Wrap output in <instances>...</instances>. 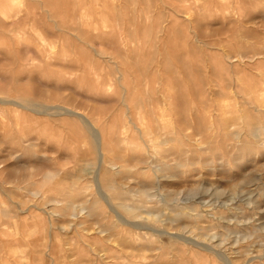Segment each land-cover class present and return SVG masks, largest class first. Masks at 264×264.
<instances>
[{
  "label": "rangeland",
  "instance_id": "rangeland-1",
  "mask_svg": "<svg viewBox=\"0 0 264 264\" xmlns=\"http://www.w3.org/2000/svg\"><path fill=\"white\" fill-rule=\"evenodd\" d=\"M0 99L70 107L114 151L95 173L87 121L0 106V264H264V0H0Z\"/></svg>",
  "mask_w": 264,
  "mask_h": 264
},
{
  "label": "bare ground",
  "instance_id": "bare-ground-1",
  "mask_svg": "<svg viewBox=\"0 0 264 264\" xmlns=\"http://www.w3.org/2000/svg\"><path fill=\"white\" fill-rule=\"evenodd\" d=\"M14 31V30H13ZM15 31H17V30H15ZM14 31V32H15ZM139 46V45H138ZM45 52V51H44ZM225 53V52H224ZM142 77H144V76H142ZM146 79V78H145ZM145 79H144V81H145ZM153 80V79H152ZM238 80V79H237ZM148 81V79H146V82ZM158 80H156L155 82H157ZM154 82V83H155ZM152 83V82H151ZM153 83V84H154ZM160 83V82H159ZM159 83H158V85H159ZM178 83V82H177ZM144 84V83H143ZM143 84H142V86H143ZM149 83L147 82V84H146V90L144 91V93H143V95H145L146 96V101H144L145 103H146V105L147 106H149V109L147 108V106L146 105H143V103H142V101H138L140 104H141V109H142V105H143V107L144 106H146V108L148 109V111H150V113L151 114H153V116H154V118H153V120H155V123H156V129H155V131H154V129H152V130H150L149 132H148V134L147 135H145V137H148L149 138V143H150V145H151V147H149L148 148V146L146 147V149H148V151L149 150H152V152L154 153V154H156V155H158L159 156V158H165L164 157V153H163V150H162V145L163 144H166L165 143V141L168 139L166 136H164V135H162V130H163V127H162V125H161V121L163 120V117H162V114H161V111L162 110H160V101L162 100V98L163 97H165V96H163L162 98L160 97V98H158L157 96H156V94H155V92H156V90H154L155 92H153L151 89H150V85H148ZM161 84V83H160ZM179 84V83H178ZM157 85V84H156ZM153 85H151V87H152ZM156 88V87H155ZM160 88V87H159ZM162 88V87H161ZM160 88V89H161ZM157 89V88H156ZM160 92H162L161 90H159ZM158 91V92H159ZM145 92H147V93H145ZM157 92V93H158ZM123 93H124V91H123ZM126 93V92H125ZM165 95V93H162V95ZM162 95H160V96H162ZM144 96V97H145ZM143 97V96H142ZM183 98V97H182ZM123 99V98H122ZM164 99V98H163ZM184 101V100H183ZM256 102H257V100H256ZM144 103V104H145ZM28 104V106H26V105H24V104H22V103H20L19 101H16L15 99H9V100H5V99H0V106L2 107V106H7L8 107V109H9V112H10V115H13V116H15V119H16V121L18 122L19 121V119H20V110L21 109H29L30 110V113H34L35 115H37V116H44V117H61V116H67V117H71V118H76V119H81V120H85V121H87V123L84 125V127H85V132L87 133V134H89V135H91V137L93 138V140H94V142H95V146H94V149H95V151H96V153L98 154V167L96 168V170H95V173H102L103 172V169L108 173V170H109V167L107 166H105V156H106V154L107 153H111V152H114L113 151V149L111 150V148H110V146L107 144V141H105L104 139H105V135L102 133V131L100 130V127L98 128L95 124H92L89 120H87L82 114H80V112H76V111H74V110H72V109H70V107L68 108V107H65L64 105H55V106H47V105H44V104H36L35 102H33V101H29V103H27ZM162 105H163V102L161 103ZM139 105V104H138ZM161 105V106H162ZM185 106V105H184ZM137 107L138 106H136V110H138L137 109ZM160 107V108H159ZM157 108H158V110H157ZM163 108V107H162ZM185 108V107H184ZM187 109L188 108H185V110H186V112H188L187 111ZM140 110V109H139ZM143 110V109H142ZM141 110V111H142ZM2 111V110H1ZM8 111V110H7ZM144 111V110H143ZM147 111V110H146ZM147 111V112H148ZM158 111H159V113H158ZM240 110H238V112H239ZM146 112V113H147ZM165 112V111H164ZM164 112H163V114H164ZM186 112H184L185 114H186ZM191 112V111H190ZM193 112V111H192ZM197 112H198V110H197ZM149 113V114H150ZM216 113V112H215ZM240 113H241V111H240ZM137 114H138V116H139V111L137 112ZM195 115H196V113H194ZM140 115H141V113H140ZM147 115H148V113H147ZM144 117H145V114L143 115ZM186 116H187V114H186ZM244 116V115H243ZM137 117V116H136ZM140 117V116H139ZM138 117V119H140L139 121H141V120H143V119H141V117L139 118ZM143 117V118H144ZM150 117H152V115L150 116ZM191 117V116H190ZM211 117V116H210ZM242 117V116H241ZM254 117V116H253ZM187 118V117H186ZM200 118H201V116H200ZM212 118V117H211ZM210 118V119H211ZM214 118V117H213ZM212 118V119H213ZM203 119V116H202V118H201V120ZM147 120V119H146ZM186 120H188V123H189V119H185L184 121H186ZM192 119H190V121H191ZM257 120V119H256ZM143 121H145V118H144V120ZM143 121H142V123H143ZM151 121H152V118H151ZM198 121H199V119H198ZM204 119L202 120V123L204 124ZM153 122V121H152ZM213 122V120H211V122L210 123H212ZM216 122V121H215ZM138 123H140V122H138ZM145 123V122H144ZM154 123V122H153ZM186 123H187V121H186ZM187 123V124H188ZM199 123H200V121H199ZM202 123H200L201 125H202ZM254 123V122H253ZM146 124H147V121H146ZM145 124V125H146ZM187 124H184L185 126L187 125ZM190 124H192V123H190ZM143 126H145L144 124H142ZM149 125V124H148ZM147 125V126H148ZM150 125H152V123L150 124ZM149 125V126H150ZM210 125V124H209ZM208 125V128L211 126H209ZM212 125H214V124H212ZM125 126V125H124ZM146 126V127H147ZM200 126V125H199ZM199 126H198V129L197 130H202L203 128V126H201V128H199ZM204 126H205V124H204ZM220 126V125H219ZM218 126V127H219ZM212 127V126H211ZM123 128V127H122ZM142 128V127H141ZM148 128H150V127H148ZM147 128V129H148ZM168 128V127H167ZM204 128H206V126L204 127ZM213 128H214V126H213ZM221 128H223V127H221ZM225 128V127H224ZM262 128V127H261ZM151 129V128H150ZM175 129V128H174ZM212 129V128H211ZM124 130V128L122 129V131ZM177 130V129H176ZM176 130H173V133H171V135L173 136H175L176 138L178 137V136H176L177 135V131ZM199 130V131H200ZM209 130V132H210V128L208 129ZM214 130V129H213ZM217 130V129H216ZM219 130V129H218ZM217 130V131H218ZM221 130V129H220ZM254 130V129H253ZM119 131V130H118ZM122 131H121V133H122ZM156 131H158V132H156ZM174 131H176L177 133H175ZM255 131V130H254ZM208 132V131H207ZM206 132V133H207ZM213 132H215V130L213 131ZM257 132V130L255 131V133ZM106 133V132H105ZM125 133V132H124ZM179 133H181L180 131H179ZM178 133V134H179ZM200 133V132H199ZM211 133V135H212V132H210ZM255 133H254V136H255ZM264 133V132H263ZM232 134V133H231ZM231 134H229V136L231 135ZM107 135V134H106ZM117 135V134H116ZM122 135V134H121ZM207 135H208V133H207ZM233 135V134H232ZM231 135V136H232ZM257 135H259V134H257ZM124 136V135H123ZM122 136V137H123ZM173 136V137H174ZM179 136H180V134H179ZM203 136H205L204 138L206 139V135H204V133H203ZM210 136V135H209ZM230 136V137H231ZM262 136V135H261ZM214 137V136H213ZM232 137H234V135L232 136ZM252 137V136H251ZM255 137H257V136H255ZM116 138H118V139H115V140H120V137H117L116 136ZM162 138V140L161 141H159L160 139ZM166 138V139H165ZM164 140V141H163ZM172 140V139H171ZM209 140H211V139H209ZM126 143H128L127 141H125ZM167 142H168V140H167ZM170 142V141H169ZM164 147V146H163ZM116 149H118L117 147H116ZM164 149V148H163ZM184 151V150H183ZM176 152H177V149H176ZM175 152V153H176ZM179 152V151H178ZM178 152H177V154H178ZM144 153V152H143ZM180 153V152H179ZM180 154H184L183 152H181ZM107 155H109V154H107ZM140 157H142V158H144V156L141 154V152H140ZM176 155V154H175ZM146 156V155H145ZM140 157H139V160H140ZM155 158V157H154ZM153 158V159H154ZM157 158V157H156ZM146 159V158H145ZM142 160V159H141ZM164 159H162V162H164L163 161ZM145 161H148V160H145ZM114 163H115V161H113ZM141 162V161H140ZM144 162V161H143ZM161 162V161H160ZM92 163V162H91ZM165 163V162H164ZM178 163V162H177ZM95 164V163H94ZM146 164V163H145ZM155 165H157V164H155ZM154 165V166H155ZM160 165H161V163H160ZM90 166V169H91V166H94L93 164H89L88 166L86 165V167H89ZM158 166H159V163H158V165H157V168H158ZM165 166V165H164ZM116 167H118V165L117 164H112L111 163V166H110V170L111 171H117V169H116ZM156 167V166H155ZM159 167H161V166H159ZM163 167V166H162ZM162 167L160 168V169H162ZM94 168V167H93ZM89 169V168H88ZM130 169V168H129ZM159 169V170H160ZM92 170V169H91ZM119 170V169H118ZM158 170V169H157ZM158 170V171H159ZM85 172L87 171V169L86 170H84ZM129 171H131V170H129ZM87 172H90V171H87ZM116 173V172H115ZM126 174V173H125ZM96 181V180H95ZM94 181V182H95ZM106 181V180H105ZM104 180H102L101 182H100V185H99V187L97 186V188H99L100 189V187L101 188H103V189H105L108 193L105 195V196H103L102 194H101V192L99 191H97L98 193H99V197L100 198H102V196H103V199L105 200V202L108 204V203H110L111 205H113L117 210H118V215L117 216H115L116 218L118 217L119 219H120V217L123 215V214H125L126 216H128L129 218H136V216L134 215V214H136L135 213V208H132V207H130L128 204H127V199H129L128 198V196H130V195H128V196H126L125 194H120V196L119 195H117V197L118 198H121V200H122V198H125V201L126 202H121L122 204H113L112 202H114V200H113V198L110 196V194H109V190H115V188H116V186H113V185H108V184H104V182H105ZM105 183H107V182H105ZM97 184V183H96ZM77 191H79V190H77ZM102 195V196H101ZM168 196V195H167ZM174 195H169V198H171V199H173L172 197H173ZM115 197V196H114ZM152 197V195H151V193H149V192H142L141 193V198L143 199V198H151ZM127 198V199H126ZM69 199H71V198H69ZM72 200V199H71ZM71 200L69 201V202H67V208H65V209H67V211L69 210L68 208H70V210H71V212L73 213L74 212V207L71 209ZM74 200V199H73ZM72 200V201H73ZM112 202H111V201ZM73 203V202H72ZM91 203H93V202H91ZM95 203V202H94ZM88 204H90L89 202H88ZM99 204V203H98ZM73 205V204H72ZM91 205V204H90ZM89 205V206H90ZM95 206H96V203L94 204ZM93 204H92V210H91V206L88 208L87 206H86V208L84 209H82V211H88V210H90L91 212L92 211H94V208H95V206H94ZM71 206V207H70ZM108 206V205H107ZM65 207H66V205H65ZM97 207V206H96ZM113 207V208H114ZM88 208V210H86ZM64 209V210H65ZM69 210V211H70ZM96 210V209H95ZM66 211V210H65ZM64 211V212H65ZM66 211V212H67ZM98 211V210H97ZM97 211H94V213L95 214H97L96 212ZM90 212V213H91ZM121 212V213H120ZM69 213V212H68ZM68 213H66V214H68ZM75 213V212H74ZM74 213L72 214V215H74ZM89 213V214H90ZM93 213V214H94ZM117 213V212H116ZM105 214V213H104ZM186 214V213H185ZM70 215V214H69ZM91 215V214H90ZM111 215V214H110ZM121 215V216H120ZM188 215V214H187ZM186 215V216H187ZM101 216V215H100ZM102 216H104V215H102ZM107 216V215H106ZM188 216H190V215H188ZM115 217H113L112 219H114ZM107 218V217H106ZM108 218H109V216H108ZM123 219V218H122ZM120 222H125L126 224H129L130 222H126L124 219H123V221H121V219L119 220ZM108 222L110 223V224H107V226L108 225H110L111 226V224L112 225H115L114 223L116 222H112L111 221V219H110V221L108 220ZM123 222V224H125ZM132 223V222H131ZM130 223V224H131ZM107 226L105 225V227L107 228ZM128 226V225H127ZM104 227V228H105ZM135 228V229H137V230H140L139 228H136V225H134L133 223H132V228ZM105 228V229H106ZM112 228L114 229V227L112 226ZM109 230V229H108ZM108 230H107V232H108ZM110 230H112L111 229V227H110ZM109 230V231H110ZM106 232V231H105ZM104 233V232H103ZM146 237H148V239H149V241H154V240H152V238L154 237V236H151V235H145ZM56 238V237H55ZM138 240H141V237L140 238H138ZM93 257V255L90 253V256H88V257ZM98 258H96V259H94V260H92V261H98L97 260ZM208 260V259H207ZM205 263V262H204ZM231 263V262H230ZM232 264V263H231Z\"/></svg>",
  "mask_w": 264,
  "mask_h": 264
}]
</instances>
